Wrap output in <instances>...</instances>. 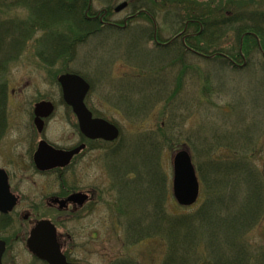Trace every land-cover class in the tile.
Wrapping results in <instances>:
<instances>
[{
	"label": "rangeland",
	"instance_id": "rangeland-1",
	"mask_svg": "<svg viewBox=\"0 0 264 264\" xmlns=\"http://www.w3.org/2000/svg\"><path fill=\"white\" fill-rule=\"evenodd\" d=\"M190 1L205 4L210 0ZM232 1L246 2L244 5L248 10H264V0H254V3H251L252 0ZM4 15L20 19L31 16L27 7L21 5ZM155 20L159 26L165 27L160 18ZM135 25L136 22H132V29L121 33H109L103 29L75 47L70 60L53 59L55 62L50 65L36 55L42 32L35 31L22 44L18 57L1 71L0 82L5 84V102L1 112L3 117L0 118L4 128L0 140V166L8 171L11 189L20 199L10 214L11 225L4 232L0 231V238H6L8 242L3 256L4 264L36 262L24 241L31 222L39 218H47L56 225L59 239L65 242L64 251L80 264H113L121 260H129L133 264H163L170 242L163 230L156 225L153 235L147 234L148 237L138 242L125 240L123 218L116 214L118 205L111 200L113 194L108 190L111 176L105 154L122 148L124 144L130 145L143 134L150 133L159 143V167L165 174L167 189L162 208L168 215L187 214L204 199L202 187L197 201L189 207L179 206L172 197L171 155L178 148L172 145L178 141L186 144L194 163L204 161L201 151L206 146L205 141L216 142L213 137L217 135L240 138L242 144L239 145L247 146L248 151L251 145L255 146L251 159L261 170L264 180V57L261 52L251 48L247 55L235 59L240 65L235 69L223 63L226 61L186 54H183L184 64L176 62L171 65V48L163 49L168 51L164 60L154 62L156 47L148 40L147 34L133 33ZM164 33L163 37L172 34ZM221 41L223 47L233 46L231 35ZM137 52L141 58L143 56L142 60ZM136 62H150L152 66H139ZM149 69H152L151 75H161L157 88L140 86ZM64 72H75L89 82L90 87L84 98L87 107L114 122L120 130L117 141L107 145L104 142L92 143L91 148L79 154L75 167L70 166L65 170L64 175L72 177L73 185L89 183L98 191L97 203L91 207L89 214L84 215V210L78 211L66 220L64 217L70 216V213L64 215L45 205L44 200L58 191L55 176L37 173L31 163V152L39 139L66 147L76 143L80 137L76 121L61 100L60 87L55 80ZM177 81L180 84L177 95L170 106L163 108L160 100L165 95L169 96ZM162 87L164 89H160ZM150 91L153 92L151 98L147 95ZM141 98H145L147 103L141 105ZM39 100H49L54 104V112L45 120L40 134L35 132L31 118L33 104ZM129 104L131 109L125 107ZM133 111H136L135 115L138 111L143 115L135 117ZM169 145L172 146L171 150ZM216 152L213 154L227 155L222 147ZM24 212L30 214L27 221L19 215ZM68 234L70 237H67ZM240 239L256 257L259 249L264 247V216L249 227ZM202 246H197V258L204 264H213Z\"/></svg>",
	"mask_w": 264,
	"mask_h": 264
},
{
	"label": "trees",
	"instance_id": "trees-1",
	"mask_svg": "<svg viewBox=\"0 0 264 264\" xmlns=\"http://www.w3.org/2000/svg\"><path fill=\"white\" fill-rule=\"evenodd\" d=\"M208 2L205 4L195 1L189 3L188 0L157 2L160 3L158 9L170 19H176L181 23L184 20L198 21V24L188 22L187 29L198 31L201 27L198 34L187 36L185 44L178 41L169 47L172 49L171 65L186 62L183 56L186 54L213 61L214 59L226 61L223 63L235 69L230 60L247 55L251 48L260 51L264 57L263 9L248 10L244 5L246 2L242 1ZM251 3H254V0ZM18 5L27 7L31 14L28 19L4 15ZM65 6L66 3L59 1L56 9L52 0H0V73L12 63L10 61L18 57L22 44L26 43L35 31L42 32L38 38L40 47L36 55L39 60L49 65L55 60H70L75 47L89 36L99 33L101 26L98 22L63 16ZM55 10L57 13H54ZM230 35L233 37V46L229 48L221 46V40ZM241 35L243 37L240 45L238 39ZM155 50L154 62L166 58L168 51L162 48ZM137 54L142 60L143 56L141 58L140 53ZM137 64L152 66L150 62H136ZM151 73L152 69H149L140 86L147 89L160 86L158 80H161V75L153 76ZM175 84L169 96L165 95V98L162 97L160 100L164 104L163 108L170 106L177 95L179 81ZM151 93L153 92L147 93L149 98ZM147 100L141 98V105L147 103ZM3 102L5 84L0 82V114L4 109ZM150 105L148 106L151 107ZM129 106L130 104L125 107L131 109ZM134 112L136 111H133L135 117L143 115L141 111L136 115ZM93 113L98 115L94 111ZM214 139L216 142H204L206 146L201 151L204 161L194 162L204 199L197 208L182 215H168L162 208L167 193L166 178L159 167L158 140L150 133L135 138L130 145L124 144L122 148L105 154L108 173L111 176L108 190L113 194L111 200L118 205L117 215L123 218L124 239L138 242L148 237L147 234L153 235V228L157 225L170 240L163 264H204L205 262L196 255L199 250L197 246L200 244L213 264H264V247L259 249L255 257L240 239L249 227L254 226L264 216V180L261 170L251 159L255 146L251 145L248 151L247 146L239 145L242 144L240 138L231 139L227 135L222 137L217 135L213 137ZM182 145L183 143L178 141L172 146L176 148ZM169 146L171 150L172 146ZM221 147L227 151V155L213 154ZM247 152H250L249 156ZM4 226V222L0 221V230ZM34 264L45 263L36 260ZM113 264L133 263L121 260Z\"/></svg>",
	"mask_w": 264,
	"mask_h": 264
},
{
	"label": "water",
	"instance_id": "water-1",
	"mask_svg": "<svg viewBox=\"0 0 264 264\" xmlns=\"http://www.w3.org/2000/svg\"><path fill=\"white\" fill-rule=\"evenodd\" d=\"M125 5L124 2L118 4L116 10ZM61 90V98L73 111L78 124V130L87 138L102 139L112 141L118 136V128L101 117H92V113L84 103V97L89 90V83L77 73H60L56 79ZM52 101L39 100L33 105V124L36 132L43 130V118L48 117L53 111ZM37 147L33 152L32 160L38 170L46 171L55 167L67 165L71 157L78 153L83 144L70 150L56 148L44 139L37 141ZM172 159V197L179 206H189L193 204L199 193V182L195 173L189 152L185 148H180L173 152ZM7 176L0 169V213L10 211L16 203L17 197L9 191ZM86 195L73 193L65 199H51L56 202L59 208H65L67 201L82 204ZM26 246L36 258L45 261L47 264H78L68 262L61 254L59 244L56 239V229L48 219H39L30 228L27 234ZM4 250V242L0 240V256ZM0 264L1 257H0Z\"/></svg>",
	"mask_w": 264,
	"mask_h": 264
},
{
	"label": "flooded vegetation",
	"instance_id": "flooded-vegetation-1",
	"mask_svg": "<svg viewBox=\"0 0 264 264\" xmlns=\"http://www.w3.org/2000/svg\"><path fill=\"white\" fill-rule=\"evenodd\" d=\"M53 4L55 5V8L57 9L58 7V3L63 2L66 3V11L62 12V15L65 17H69V18H84L87 19L88 22L92 21V22H98L101 26V28H103L104 30H111L114 32H125V30L127 29H132L130 28V24L132 22H136V25L133 27V33L138 34V32L141 33H145L148 36V40L151 42V44H153V47L156 48H162V49H167L169 48L172 44H175V42L180 41L181 44H185L184 41L187 38V36H192V35H196L200 32L201 27L199 28L198 31L195 30H191V29H187V24L188 22H194L196 24H198L196 20H184L183 23H181L180 21L176 20V19H170L168 16H165V13H163V11L159 10V6L160 3H157L159 0H52ZM122 2L125 3V5L120 8L119 10H116V7L118 6V4H121ZM145 4V5H144ZM148 7V8H147ZM57 13V10H55ZM156 18H160V20L162 21V23L165 24V27H161V25L159 26L156 23ZM181 26V27H180ZM169 32V34H171V36H167V37H163V34H165L164 32ZM252 34V33H251ZM244 35V34H243ZM243 35H241L240 39H238L241 43V39L243 37ZM234 63L236 65H238V63L235 62ZM70 108H68L69 110ZM72 117L74 118V120L76 119L74 114L72 113V111L70 110ZM52 115V114H51ZM51 115H49L48 117L44 118L42 121L43 123V129L45 126V120H47V118H49ZM3 115L0 114V118H2ZM32 121L34 119V114H33V108H32V115H31ZM76 121V120H75ZM33 124V122H32ZM77 125V122H76ZM0 140L3 134V125H1V121H0ZM34 126V125H33ZM78 129V127H77ZM43 131V130H42ZM36 132V131H35ZM79 132V130H78ZM38 133V132H37ZM41 133V131H40ZM38 133V134H40ZM79 139H77L78 141L76 143H74L71 146H66V147H60V146H56L53 145L56 148L59 149H63V150H70L73 149L75 147H77L80 144H83V148L80 149V151L76 154H74L71 159L69 160V162L67 163V165L63 166V167H55L49 170L41 171L38 170L35 165L33 164V160H32V156H33V152L35 151L36 147H37V143L36 146L33 150L32 155H31V163L32 166L34 168V170L37 173H41V174H52L55 176V179L58 184H59V188L58 191H56V193L52 194L51 196L47 197L44 201H45V205H47V207L54 209L57 212L60 213H64V215L68 212L70 213V216L64 217V219H68L71 218L73 216V214L77 213L78 211H82L84 210V215L85 213L89 214L91 211V207H93V205H95L97 203V195H98V191L96 190V188H92L89 186V183L83 185V186H78V185H73V179L70 175L65 176V170H67L70 166H74L75 167V160L79 157V154H81L83 151H85V149H89L91 148V144L94 142H98V140H91L90 138L84 137L80 132H79ZM42 139V138H41ZM40 140V139H39ZM38 140V141H39ZM49 143V142H48ZM51 144V143H50ZM0 169L3 170V172L6 174L7 176V185L9 186V191L14 194L17 197L16 203L13 206V208L5 213H0V216H2V218H0L1 222H4L5 226L2 227V229L0 230L1 232H4L6 230V228H8L11 225V217L10 214L11 212L14 210V208L17 206V204L19 203L20 199H19V195L16 194L14 191H12L11 189V185L9 183V177L10 175L8 174V171L4 168V166H0ZM85 182V181H84ZM105 189V188H104ZM73 193H82L84 195H86V198L83 200L82 204L79 205L77 202H73V201H67L66 202V207L65 208H59L58 203L56 202H52L51 199L56 198V199H65L67 196H69L70 194ZM97 197V198H96ZM86 208V209H84ZM117 214V213H116ZM21 215L22 220H26L28 219V217L30 216V214H28L27 212H24ZM41 219V218H39ZM59 219V218H57ZM37 221V219H34L31 222V226L32 227L34 225V223ZM60 222L63 220H59ZM58 222V220H57ZM30 229V228H29ZM29 232V230H28ZM60 235H57V241L58 244L60 246L61 252L62 254L65 255L66 260L69 262H74V260H72L70 258V256L68 255V252H65V247L64 244L65 242L59 239ZM64 236L62 235V238ZM67 237H70L69 234L67 235ZM27 238V237H26ZM26 238L25 241L26 242ZM0 240H2L4 242V250L2 252L1 257V262L2 264H4L3 262V256H4V252L7 248V239L6 238H0Z\"/></svg>",
	"mask_w": 264,
	"mask_h": 264
},
{
	"label": "bare ground",
	"instance_id": "bare-ground-1",
	"mask_svg": "<svg viewBox=\"0 0 264 264\" xmlns=\"http://www.w3.org/2000/svg\"><path fill=\"white\" fill-rule=\"evenodd\" d=\"M99 29H100V30H99L98 32L100 33V32L103 30V28L100 27Z\"/></svg>",
	"mask_w": 264,
	"mask_h": 264
}]
</instances>
